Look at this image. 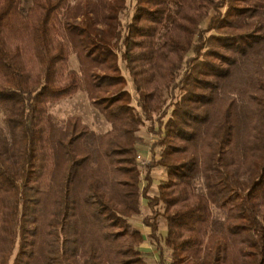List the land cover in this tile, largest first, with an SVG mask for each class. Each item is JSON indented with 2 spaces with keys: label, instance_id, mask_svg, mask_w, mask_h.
<instances>
[{
  "label": "trees",
  "instance_id": "1",
  "mask_svg": "<svg viewBox=\"0 0 264 264\" xmlns=\"http://www.w3.org/2000/svg\"><path fill=\"white\" fill-rule=\"evenodd\" d=\"M73 1L0 0V264H148L143 198L168 264H264V0H134L126 27L127 0ZM78 92L108 131L50 112ZM146 122L167 174L153 197Z\"/></svg>",
  "mask_w": 264,
  "mask_h": 264
},
{
  "label": "rangeland",
  "instance_id": "2",
  "mask_svg": "<svg viewBox=\"0 0 264 264\" xmlns=\"http://www.w3.org/2000/svg\"><path fill=\"white\" fill-rule=\"evenodd\" d=\"M28 3H30L32 0H26ZM73 2H78V4H81L82 6L87 7H93L96 5V0H74ZM127 9L123 11V13L120 16V21L122 20V25L126 27L128 24L131 23L133 14L136 10V6L134 3V0H127ZM109 9L103 8L102 12L103 15L106 16ZM97 17V16H96ZM107 26V25H106ZM76 52H73L70 55L69 58V69L76 71V72H83L81 68V59L80 55L82 57L83 54L81 53L82 48L79 44H77ZM122 51H124V48L120 50H115L118 58V64L119 67L125 76L127 80V90L131 93L133 102L132 104L138 109L139 108V102H138V95L135 92L132 79L127 71L126 63L123 60L122 57ZM94 70L93 68H90L89 71ZM50 112L61 118V119H67L68 117L76 116L80 118L84 123H86L91 129L97 131V132H106L108 131L111 126L110 124L105 120V118L102 116V114L95 109L86 92H78L77 94L68 97L66 99H63L57 103H53L50 105ZM0 123L1 126L4 129V132L8 134L7 127L4 122V114L3 110L0 107ZM150 124L149 122H146L143 126L142 130L140 131L141 137L144 139L143 145L140 146V150L137 153L136 156V162L139 164L141 172H142V187H147V195L150 197L158 196L159 195V186L167 180V174L166 171L161 167H154L152 170H149L148 167L152 165L155 161L159 160V154L161 152V148L158 146H154L155 142H157L158 137L150 131ZM156 124V128H157ZM141 157L142 162H139L137 159L138 157ZM143 161H146L144 164ZM149 170V171H148ZM147 176L151 177V181L148 182L144 178ZM142 213L140 216H136L131 219L132 224L140 229L144 236H145V244L142 246L144 252L146 253V260L148 264H160V252H163L165 263L168 264L170 261V249L165 245L164 243V236L166 234V230L163 227V224H165V220L161 217L158 218L159 223L161 224L160 230V242L157 244V242L152 241L149 238V229L146 228L143 224V218L146 214L150 213V209L148 207V200L146 198L142 199ZM146 228V230H145Z\"/></svg>",
  "mask_w": 264,
  "mask_h": 264
},
{
  "label": "crops",
  "instance_id": "3",
  "mask_svg": "<svg viewBox=\"0 0 264 264\" xmlns=\"http://www.w3.org/2000/svg\"><path fill=\"white\" fill-rule=\"evenodd\" d=\"M148 214H149V213H148ZM146 215H147V214H146ZM163 227H164L165 230H166V224H163ZM145 230H146V228H145ZM160 230H162V229H161V224H160ZM144 234H146V233H144ZM142 250H145V249L142 248Z\"/></svg>",
  "mask_w": 264,
  "mask_h": 264
},
{
  "label": "built area",
  "instance_id": "4",
  "mask_svg": "<svg viewBox=\"0 0 264 264\" xmlns=\"http://www.w3.org/2000/svg\"><path fill=\"white\" fill-rule=\"evenodd\" d=\"M139 162H142V159H141V157L139 156L138 157V159H137ZM143 163L145 164L146 163V161H143Z\"/></svg>",
  "mask_w": 264,
  "mask_h": 264
}]
</instances>
